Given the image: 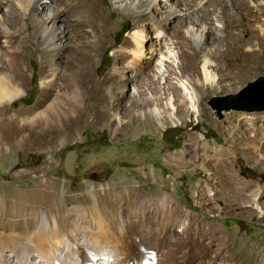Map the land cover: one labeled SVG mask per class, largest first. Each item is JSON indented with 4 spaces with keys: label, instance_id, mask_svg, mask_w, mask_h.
<instances>
[{
    "label": "rangeland",
    "instance_id": "1",
    "mask_svg": "<svg viewBox=\"0 0 264 264\" xmlns=\"http://www.w3.org/2000/svg\"><path fill=\"white\" fill-rule=\"evenodd\" d=\"M1 1L6 13L0 20L2 27L15 33L18 38L24 36L26 42L33 41L27 46V50L30 48L32 52L24 60L27 69V78L23 83L25 93L8 105L11 109L20 105L30 106L40 92L41 61L39 53L34 51L40 48L36 32L40 24L52 16V9L47 4H41L46 0ZM59 1H64L68 6L70 18L76 15L84 3L101 9L100 14L106 18L109 28L104 29L100 35L101 45H92L95 49L86 51L78 44L89 42V34L83 33L77 37L79 40H75V44L68 45L64 53V60L70 65L60 69L70 74L72 70H78L76 81L81 90L95 89V82L104 79L109 89L108 102L85 100L83 120L72 132L66 131L53 147H6L0 150V190L5 193L15 189L31 190L35 188V183L38 185V182L48 180L54 186L59 205L65 194L73 198L76 194L82 195L89 191V200L104 205L105 209L111 203L112 191L116 190L120 194L116 209L118 216H127V211L140 219L137 205L127 207L124 203L127 186H141L140 195L147 190L159 188L174 195L178 200L176 205L184 209L188 216H198L203 225L205 240L209 237L208 225L211 223L229 233L230 238L221 247L213 243L202 254L200 250L191 248L192 240L179 245L181 243L174 239L173 231L162 234L158 230L156 233L152 226L155 221L153 217L150 223L151 234L144 230L142 222L138 223L133 232L121 226L114 232L125 235L130 244H133L132 235L135 233L137 236L132 252L128 255L122 249L124 247L118 235L110 237L105 233L107 230L104 225L97 226L94 218H89L85 213L88 219L85 222L86 228L78 227L80 223L77 221L72 229L75 232H71L74 236L70 241L78 242L77 250L73 246L67 249L62 243L55 248L60 264H81V254L104 260L97 264H144L147 257L152 255L151 251H145L148 245L160 249L172 247L176 264H200L201 260L212 263L228 260L235 264H264V151L256 152L249 145L246 153L239 155L240 158L234 164L238 176L255 187L251 194L247 192L249 197L246 200L240 201L237 195L231 193L229 196H217L218 191L222 192L220 187L223 183L220 174L216 172L215 161L209 166H204L205 160L196 161L197 155L204 151L197 148L195 156L192 149L195 143L190 138L191 134H195L202 143L207 141L212 146L232 145L230 135L235 130L230 133L226 131L228 122L232 121L242 141L237 142V147L230 148L231 153L226 157L230 158L246 146L243 140L254 135L253 129L258 130L256 137L259 144L264 141V130L258 125L259 119L264 120V108L256 107L258 100L254 87L245 91L250 85L259 83L264 88V1L254 0L261 1L263 7L256 13L251 7L252 1L234 0L240 11V15H235L231 13L233 9L229 8L230 5H226L223 0H204L205 8L209 11L202 15L190 12V2L186 5L185 0V3L183 0H154L155 4L145 12L157 14L160 11L162 17L169 15L178 18H170V28L161 34L150 20H145L147 24L141 34L143 42L136 49L141 53L140 56L133 54L138 29L125 10L119 14L122 7H117L113 0ZM215 6L220 9L221 26L213 20V14L218 13L212 10ZM248 12H251L250 16ZM183 15L194 18V22L199 17L202 18L201 22L206 19L208 29L200 37L201 48L196 45L198 33L192 31L191 27L185 28V24L180 22ZM216 27H220L222 34L217 33ZM84 28L85 25L80 29ZM172 31L175 33L172 34ZM72 32L65 30L64 33L69 39L72 35L76 36ZM92 33L96 39L94 30ZM55 39L57 41L54 43H59V38ZM4 40L1 34L0 48L7 52ZM209 42H213L216 47L218 45L217 49L222 53L221 57H211L212 65L208 68L215 72L217 78L211 86L203 78L204 53L210 48ZM0 55L4 57L2 52ZM131 56L137 58L143 68L142 79L136 75L138 72L135 65L124 61ZM118 77L124 79L120 87L116 85ZM54 81L58 79L54 78ZM123 95L126 99H122ZM116 97L122 100L116 106H111L110 100ZM103 107L104 115L100 112ZM232 113H235V118L231 117ZM70 148H75L78 153L74 176L68 175L62 166L64 153ZM179 156L184 157L185 164L174 166L176 161L168 160ZM212 157L219 156L215 154ZM144 167L147 168L146 172L142 170ZM203 189L207 194L216 192V200H200L197 192ZM10 197L8 195L6 198ZM75 204L77 202L72 201L69 205ZM50 220H54L53 215ZM186 221L185 216L180 217L174 229ZM233 236L236 238L235 245L231 244ZM20 243L18 256L26 250L25 243ZM33 259L38 260L35 254L29 252V257H22L20 264H36Z\"/></svg>",
    "mask_w": 264,
    "mask_h": 264
},
{
    "label": "bare ground",
    "instance_id": "2",
    "mask_svg": "<svg viewBox=\"0 0 264 264\" xmlns=\"http://www.w3.org/2000/svg\"><path fill=\"white\" fill-rule=\"evenodd\" d=\"M185 1L187 3L186 5H189L188 3L190 2V5L188 6L191 9L190 12L192 11L195 14L200 13L205 15L206 12L209 11L204 5L207 0H205L204 3V0ZM223 1L226 5H230L229 8L231 7L233 9L230 10L231 13L240 15L239 6L235 4L236 2H234V0ZM250 1H252L250 2L251 7L255 9L256 13H259V10L263 9L261 1ZM2 2L3 1L0 0V20L3 19V15L6 14L5 8L2 6L3 4L1 5ZM113 2L117 5V7H122L119 14L121 15V12L125 10L133 19V24L136 25L138 29V32H136L138 35H135L134 39L136 46L133 49L134 53L132 52L134 55L136 53L137 56H140L141 54L136 49L139 47L137 45H142L143 42L144 37L141 34L143 27L147 24L145 20H150L151 23L155 25L156 30H158L161 34L163 30L170 28V18L171 20L178 18L175 16L171 17L169 15L162 17L160 11H157V14H148L149 12H145L146 9L148 10L150 6L155 4L154 0H113ZM33 4H36V2ZM41 4H47L48 8L52 9L53 14L50 18H48V20L40 24V29L36 32L40 48H35L34 51L39 53V59L41 61V67L39 70L40 92L34 98L33 103L30 106L20 105L15 109H11L8 104L25 93L23 83L27 78V69L26 65H24V60L26 56L32 52L30 48L27 50V46L32 44L33 41L26 42V38L24 36L18 38L15 33L9 32L3 28V23L0 22V35L2 34L5 37L4 46L7 51L4 52L0 48V52H2L4 56L2 57L0 55V150L6 149V147H53L56 141L61 139L66 131L72 132L83 120L85 100L94 99L96 101L101 100V102L104 103L108 102L107 99L109 89L104 79H102L103 82H95L97 85V88L95 89L93 87L92 89L83 88L84 90H81L77 86L78 81H76L79 77L78 70H72V74L69 72L68 74L65 73L64 70L60 69L68 64L70 65L68 61L64 60V53H66L68 45L70 43L75 44V40H79L77 37H81L83 33L89 34V42L78 44L84 47L86 51L94 50L95 48H93L92 45H101L102 39L100 38V35L104 29L109 28L108 23L105 20L106 18L104 19L102 14H100L101 9L98 10L94 6L84 3L83 6L76 12V15L70 18L68 14V6H66L64 1L46 0V2H41ZM33 7H31V9H33ZM214 9L218 13L213 14V20H216V23L219 24L222 19L219 11L220 9L217 6L212 8V10ZM248 13V16H250L251 12ZM193 19H191L190 16L183 15V17L180 18V22L185 24V28L191 27L192 31L195 30V32L198 33L199 39H197L196 45L201 48L202 46L199 40L200 37L203 36L202 34L207 32L208 25L206 19L204 20L205 22H201L202 18L200 17L196 18L198 20H195V22ZM218 24L217 26L220 25ZM83 25H85V28L80 29ZM65 30L73 31L72 33L76 36L74 37V35H72L68 39V37L65 36ZM93 30L96 33V39H94V35L92 33ZM215 30L220 34L223 32L220 27H216ZM183 32L185 34L184 30ZM171 33L174 34L175 32L172 31ZM262 33L263 32H260V34ZM56 37L59 38V43H54L57 41L55 39ZM12 43H15V45H12ZM209 45L210 48L204 53L203 78L205 79L207 85L211 86L212 83L217 80L215 72H212L208 68L212 65L211 57H221L222 53H220L221 51L217 49L218 45L216 47L213 42H209ZM137 60V58L131 56L124 61L135 65L137 70L136 72H138L136 75L142 79L144 71L142 70L143 68L141 69ZM115 75L116 74H114V76ZM54 78L55 80L58 79V81H54ZM123 80V78L118 77L116 85L119 84L120 87ZM141 82L142 80L139 81L137 86H139ZM139 91L141 92L140 89ZM120 99V97L112 98V100H110L111 106H116L120 102ZM122 99H126V97L123 95ZM103 109L104 107L100 112L104 115ZM230 115L233 118L235 113ZM263 121V119H259L258 125L264 130ZM228 123L229 125H227L226 131L230 133L232 130H235V133L230 135L232 145L220 147L212 146L207 141H203L204 143H202L198 136L191 134L190 138L195 143L192 148L193 154H196L197 148L204 151L203 153L197 155L198 159L196 160H205L204 166L212 165L215 161L216 172L220 174L223 183L220 187L222 192L218 191L217 196H229V193H231L232 195H237V199L240 201H244L249 197L247 192L251 194L255 190V187L252 186V183L241 179V177L238 176V172L234 169V164L238 161L237 158L239 155L246 153L245 151L248 149L249 145H252V148L256 152H260L261 150L264 151V141L259 144L256 137L258 130L253 129L254 135L243 140V143L246 144V146L241 147L240 152L234 153V155H231L230 158L226 157L227 154L231 153L229 152L230 148L237 147V142L242 141L239 130L237 128L235 129L234 123L232 121ZM262 138H264V132L262 133ZM215 154L219 157L213 158L212 156ZM259 154L261 155V153ZM263 157L262 159L264 160ZM183 158L184 157L179 156L177 159L168 158V160L176 161L174 166H178L185 164L183 162ZM142 170L146 172L147 168L144 167ZM260 173L262 174V171ZM34 185L35 188L31 190L15 189L9 191L8 193L0 190L2 195L0 196V264H20L22 257H29V252L35 254V257L38 259L37 261L33 259L36 264H41L40 260L48 264H60L56 258L55 248L59 243H62L67 249L70 246H73L74 250H77L78 242L75 241V243H73L70 241V238L74 236L71 232H75V230L72 229L77 221L80 223V225H77L78 227L83 226V228H86L85 222H88V219L85 216L86 214L89 218H94L97 226L104 225L107 230L105 233L107 235L109 234L110 237L114 238V234L118 235L121 239V245L124 247L122 249H124L125 254L128 255L132 252L133 244L137 241V236L135 233L132 235L133 244H130L128 243L125 235L122 233L116 234L114 232L118 230L119 226L126 231L132 230L133 232L138 223L142 222L144 230L151 234L150 223H152L151 220L153 217L155 218V221L152 226L155 228L156 233H158V230L162 234L173 231L174 239L181 243L179 245H184L187 240H192V243H190L191 248L193 250H200L202 254L208 251L212 247L211 245L213 243H216L215 245L221 247V245H224L230 239L229 233L225 232L217 224L211 223L208 225L209 237L205 240L202 232L203 225H201L202 222L198 219V216H188L184 209L179 208L176 205L178 202L177 198L167 190L159 188L150 189L140 195L141 186H127L124 203L127 207L137 205L138 212L141 217L138 219L137 217L132 216V214H128L127 211V216L123 218L118 216L116 209L120 194H118L116 190L112 191L111 203L109 204V207L105 209L104 205H101L100 203H93L89 200V191L82 195L76 194L73 198H70V196L65 194L62 196V203L59 205L56 200L54 186L50 181L44 180L38 182V185L36 183ZM8 195L13 198L10 197V199H7L6 197ZM198 195L200 200L204 198L205 200L212 202H214L217 198L216 192L207 194L204 192V189L201 192H197V196ZM72 201H76L77 204L69 205ZM51 215L54 216L53 221L50 220ZM184 216L187 218V221L180 224L178 228L174 229L175 222L180 217ZM195 221L196 225H194ZM234 240H236V238L233 236L231 241V244L233 245H235ZM20 242L25 243L26 250L28 251L26 252L24 249L22 251V255L18 256L19 245L22 244ZM172 249V247L160 249L157 246L151 247L148 245L145 251H151L152 255L147 257L144 264H176V258ZM184 253L185 250L183 254ZM80 260L81 264H97L100 261L104 262V260H98L94 257H86L84 254L80 255ZM200 264L235 263L228 260H221L217 263L201 260Z\"/></svg>",
    "mask_w": 264,
    "mask_h": 264
},
{
    "label": "water",
    "instance_id": "3",
    "mask_svg": "<svg viewBox=\"0 0 264 264\" xmlns=\"http://www.w3.org/2000/svg\"><path fill=\"white\" fill-rule=\"evenodd\" d=\"M251 87H254V89L256 90V91L254 90L255 97L258 100V105L256 107L264 108V88L262 84L259 83L256 85L255 84L250 85L247 89H245V91H248L249 89H251ZM77 159H78V153L75 148H70L64 153L63 160H62V166H63L64 171L68 175H71V176L75 175Z\"/></svg>",
    "mask_w": 264,
    "mask_h": 264
}]
</instances>
